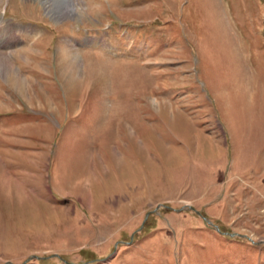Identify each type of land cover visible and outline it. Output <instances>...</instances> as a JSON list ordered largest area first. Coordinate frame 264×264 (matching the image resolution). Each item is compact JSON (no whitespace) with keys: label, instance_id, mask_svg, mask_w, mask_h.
Wrapping results in <instances>:
<instances>
[{"label":"rangeland","instance_id":"374dc122","mask_svg":"<svg viewBox=\"0 0 264 264\" xmlns=\"http://www.w3.org/2000/svg\"><path fill=\"white\" fill-rule=\"evenodd\" d=\"M0 264H264V0H0Z\"/></svg>","mask_w":264,"mask_h":264},{"label":"bare ground","instance_id":"6f19581e","mask_svg":"<svg viewBox=\"0 0 264 264\" xmlns=\"http://www.w3.org/2000/svg\"><path fill=\"white\" fill-rule=\"evenodd\" d=\"M71 2V1H70ZM68 7H71L72 8V2L71 3H69V6ZM74 9V8H73ZM74 11V10H73ZM66 12H68L67 10H66ZM70 12V11H69ZM68 14V13H67ZM65 15H66V13L65 12H63V10H60V13H59V15H57L56 16V18H62V17H65Z\"/></svg>","mask_w":264,"mask_h":264},{"label":"water","instance_id":"95a60500","mask_svg":"<svg viewBox=\"0 0 264 264\" xmlns=\"http://www.w3.org/2000/svg\"><path fill=\"white\" fill-rule=\"evenodd\" d=\"M53 257H57V255H53Z\"/></svg>","mask_w":264,"mask_h":264}]
</instances>
